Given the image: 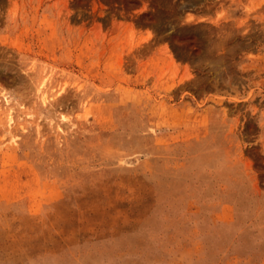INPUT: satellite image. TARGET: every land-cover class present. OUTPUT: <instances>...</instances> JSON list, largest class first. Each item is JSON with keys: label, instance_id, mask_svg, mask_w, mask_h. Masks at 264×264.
Returning <instances> with one entry per match:
<instances>
[{"label": "rangeland", "instance_id": "obj_1", "mask_svg": "<svg viewBox=\"0 0 264 264\" xmlns=\"http://www.w3.org/2000/svg\"><path fill=\"white\" fill-rule=\"evenodd\" d=\"M0 264H264V0H0Z\"/></svg>", "mask_w": 264, "mask_h": 264}, {"label": "bare ground", "instance_id": "obj_2", "mask_svg": "<svg viewBox=\"0 0 264 264\" xmlns=\"http://www.w3.org/2000/svg\"><path fill=\"white\" fill-rule=\"evenodd\" d=\"M42 99H44V101H45V97L43 96V98ZM12 120V117L11 116H9V121H11Z\"/></svg>", "mask_w": 264, "mask_h": 264}]
</instances>
